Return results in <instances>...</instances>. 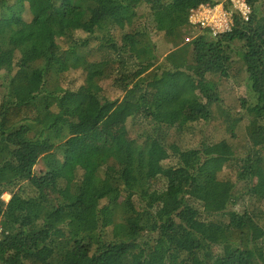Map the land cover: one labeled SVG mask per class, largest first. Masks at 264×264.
I'll list each match as a JSON object with an SVG mask.
<instances>
[{
	"label": "trees",
	"instance_id": "1",
	"mask_svg": "<svg viewBox=\"0 0 264 264\" xmlns=\"http://www.w3.org/2000/svg\"><path fill=\"white\" fill-rule=\"evenodd\" d=\"M220 1L0 0V264H264V0H246L230 32L184 43L190 11ZM145 15L152 28L129 31ZM91 39L99 59L63 89ZM233 59L252 103L231 119L212 111L211 77H228ZM220 119L251 139L243 156L169 140Z\"/></svg>",
	"mask_w": 264,
	"mask_h": 264
},
{
	"label": "rangeland",
	"instance_id": "2",
	"mask_svg": "<svg viewBox=\"0 0 264 264\" xmlns=\"http://www.w3.org/2000/svg\"><path fill=\"white\" fill-rule=\"evenodd\" d=\"M222 1V0H221ZM220 1V2H221ZM261 12H264V2L261 5ZM142 12V11H141ZM146 25L148 29L152 28V25L149 21V17L145 15L144 17H138L134 21L133 27L129 29L132 31L133 29H140ZM76 38H82L83 40L87 36L84 33L77 32ZM114 39H118L120 33L116 31L112 34ZM58 45L61 49L68 48L67 43L64 39H58ZM159 45V46H158ZM98 43L91 39L89 41L88 49H91V54L81 59V63L71 69L70 71L62 74L60 76V84L61 87L68 91H76L85 80V73L82 72L81 65L84 64L87 60L95 61L99 59V52L96 51ZM157 46L159 51H164V49H168V46L164 43V39L158 40ZM83 52V49H80ZM86 52V51H84ZM239 60L233 59V64L229 69L228 77L226 78H218L216 76L211 77V79L217 84L218 93L222 104H214L212 105V111L217 114L218 111H227L229 117L231 119L235 118V115L238 112H244L243 103L247 102L252 103L251 95L248 85L246 84L245 74L243 70V66L238 63ZM3 81L0 80V92L2 93L4 88L2 87ZM112 80H103L101 81V86L103 87L106 95L110 99L121 98L122 94L113 87ZM238 118V117H236ZM242 122V121H241ZM221 119L217 121H211L209 123L199 122L196 125H187L191 126L190 129H185V131L178 136L174 130H171L169 140L170 142H175L182 147H198L200 142H203L206 146V153L210 155H231L234 157L243 156L251 145V139L246 136L241 129H235V135H232L228 129V124H224ZM248 123L245 118L241 123V126H246ZM227 130V131H226ZM139 127L135 126L130 128L128 133L124 135V137L120 140L121 143L129 142L135 139L138 136ZM173 159H169L163 162L164 165L173 164ZM45 166L43 161L40 159L37 165L34 167L33 173L35 175H40L41 172H44ZM225 173H231L234 176V173L231 171L229 167L224 168ZM229 179L231 181H235V178L230 176ZM244 184L239 182L236 184V189H240ZM10 195L5 193L1 196V199L4 202H8L10 199ZM105 201H102L98 204V207H102ZM263 204V203H262ZM240 206L236 207V210H239ZM161 211V210H158ZM158 211L157 214H158ZM161 214V213H159Z\"/></svg>",
	"mask_w": 264,
	"mask_h": 264
},
{
	"label": "built area",
	"instance_id": "3",
	"mask_svg": "<svg viewBox=\"0 0 264 264\" xmlns=\"http://www.w3.org/2000/svg\"><path fill=\"white\" fill-rule=\"evenodd\" d=\"M250 7L246 0H222L214 6H200L190 11L189 27L194 33L184 38V43H190L200 31H208L212 38L228 33L233 27L235 16L248 20ZM0 227V237H1Z\"/></svg>",
	"mask_w": 264,
	"mask_h": 264
}]
</instances>
